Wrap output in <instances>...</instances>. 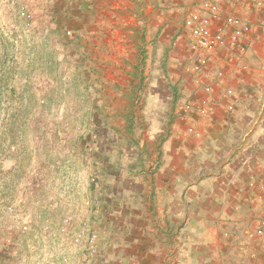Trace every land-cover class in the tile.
I'll return each instance as SVG.
<instances>
[{"label":"rangeland","instance_id":"1","mask_svg":"<svg viewBox=\"0 0 264 264\" xmlns=\"http://www.w3.org/2000/svg\"><path fill=\"white\" fill-rule=\"evenodd\" d=\"M121 4L0 0V264H112L138 236L164 243L159 209L122 207L146 189L118 190L139 192L143 170L158 201L153 174L192 99L181 17Z\"/></svg>","mask_w":264,"mask_h":264},{"label":"crops","instance_id":"2","mask_svg":"<svg viewBox=\"0 0 264 264\" xmlns=\"http://www.w3.org/2000/svg\"><path fill=\"white\" fill-rule=\"evenodd\" d=\"M118 1L132 9V17L140 14V6L147 11L153 8L155 13L163 11L159 17L168 20L169 26L178 14L179 31L188 13L208 1L221 14L247 22L250 31L240 58L231 61L226 50L218 49L213 69L198 77L180 70L186 94L207 107V116L179 115L178 122L174 121L176 126L164 148L163 167L153 174L160 177L154 183L158 201H154L156 193L151 200V173L143 170L137 172L139 192L118 190L122 199L128 200L125 194L131 192L136 198L144 195L143 187L146 189L147 203L141 208L135 202H125L122 207L150 214L159 209L163 219L156 228L162 230V247H143V237L138 236L133 241L139 242V247L112 249L104 257L112 264H264V227L259 226L264 218V6L254 8L246 0L237 5L231 0ZM176 45L182 52L181 67L185 50L179 42ZM135 47L139 48V42ZM219 70L223 73L220 82L216 78ZM205 85L212 89L208 96L203 92ZM228 87L235 90L231 98L224 94ZM229 104L231 111L226 108ZM156 228L153 244L158 240Z\"/></svg>","mask_w":264,"mask_h":264},{"label":"built area","instance_id":"3","mask_svg":"<svg viewBox=\"0 0 264 264\" xmlns=\"http://www.w3.org/2000/svg\"><path fill=\"white\" fill-rule=\"evenodd\" d=\"M244 0H231L233 5L241 4ZM251 7L262 8L264 0H246ZM250 26L247 22L231 14H221L218 7L208 1H203L196 5L184 19L183 29L178 39L185 50V57L181 69L185 74L198 77L205 73L209 68L215 66L214 52L223 49L228 52L232 59H238L243 52V44L249 34ZM240 52V53H239ZM240 58V57H239ZM236 64V63H235ZM223 73L219 70L216 73L218 82L222 81ZM204 94H211L210 85L202 87ZM226 97H233V88L225 89ZM205 105H198L190 101L182 107L183 113L197 114V116H207ZM231 111L232 104L226 106ZM259 226L264 227V218L259 221ZM261 228L257 231L260 234Z\"/></svg>","mask_w":264,"mask_h":264},{"label":"trees","instance_id":"4","mask_svg":"<svg viewBox=\"0 0 264 264\" xmlns=\"http://www.w3.org/2000/svg\"><path fill=\"white\" fill-rule=\"evenodd\" d=\"M0 81H1V79H0ZM1 85V84H0ZM1 94V93H0Z\"/></svg>","mask_w":264,"mask_h":264}]
</instances>
